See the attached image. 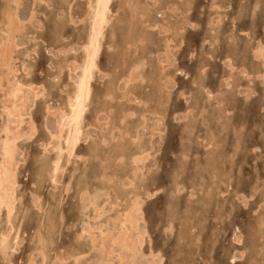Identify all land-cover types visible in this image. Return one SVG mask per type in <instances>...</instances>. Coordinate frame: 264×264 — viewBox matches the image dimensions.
I'll list each match as a JSON object with an SVG mask.
<instances>
[{"label":"rangeland","instance_id":"374dc122","mask_svg":"<svg viewBox=\"0 0 264 264\" xmlns=\"http://www.w3.org/2000/svg\"><path fill=\"white\" fill-rule=\"evenodd\" d=\"M13 1L0 0V149L5 129L24 133L14 211L0 208V264H264V0H112L71 155L62 143L68 129L64 152L54 134L86 59L94 0ZM18 86L28 101L16 124L3 105Z\"/></svg>","mask_w":264,"mask_h":264},{"label":"bare ground","instance_id":"6f19581e","mask_svg":"<svg viewBox=\"0 0 264 264\" xmlns=\"http://www.w3.org/2000/svg\"><path fill=\"white\" fill-rule=\"evenodd\" d=\"M13 1V0H12ZM64 1V0H63ZM125 1V0H124ZM128 1V0H127ZM137 1V0H136ZM154 1V0H153ZM190 1V0H189ZM188 1V2H189ZM13 2H15V0L13 1ZM21 2V1H20ZM88 2V1H87ZM111 2H112V0H94L93 1V3L91 4V2H90V8H87V9H92V14L89 12V14H88V16L89 15H91V20H90V33H88L89 34V37H88V40L86 41L87 43H85V51H86V54H84L85 55V57L84 58H86L84 61H83V65L81 66L80 65V67H79V69H80V72H79V75H77V73H75V72H73V73H75V75L77 76V77H73V78H76L75 79V83H76V86H75V91H74V94L72 95V97L70 98V101H68L69 102V112L68 113H64V111H61V114L62 113H64L63 115H61L60 117H61V119L59 118V120L58 121H60L59 123H58V130H57V133L56 134H54V136L55 135H57V138L59 139V140H57L58 141V143H57V148L58 149H60V150H62V148H61V144L62 143H66L67 144V151H68V153H69V155H71L74 151H75V149H76V147H77V145H78V143H79V141H80V137L83 135V133H82V119H83V116H84V114H85V111H86V108H87V105H88V100H89V97H90V94H91V87H92V81H93V77H94V72L96 71V68H97V59H98V57H100L99 56V53H100V49H101V42H102V37H103V34H104V31H105V29H106V26H107V24H108V16L110 15V4H111ZM118 2V1H117ZM162 2V1H161ZM72 3V2H71ZM124 3V2H123ZM130 3V2H129ZM12 4V3H11ZM20 3H18V5H19ZM70 4V3H69ZM120 4V3H119ZM133 4V3H132ZM136 4V3H135ZM10 5V4H9ZM8 5V6H9ZM15 4H13V7H15L14 6ZM132 6V5H131ZM186 6V5H185ZM11 7V6H10ZM17 7V6H16ZM18 7H20V6H18ZM87 7H88V5H87ZM137 7V6H136ZM145 7V6H144ZM188 7V6H187ZM135 8V7H134ZM133 8V9H134ZM141 8V7H140ZM86 9V8H85ZM130 9H131V7H130ZM12 10V9H11ZM115 10V9H114ZM138 10V9H137ZM148 10V9H147ZM146 10V11H147ZM10 11V10H9ZM17 11V10H16ZM85 11V10H84ZM87 11V10H86ZM140 9H139V13H140ZM142 12H145V11H142ZM148 12V11H147ZM10 13H12V12H10ZM135 13H137V12H135ZM139 13H137L138 15H139ZM169 13V12H168ZM9 14V13H8ZM83 14V13H82ZM143 14V13H142ZM141 14V15H142ZM145 14V13H144ZM153 14V13H152ZM171 14V13H170ZM12 15V14H11ZM86 16V15H85ZM140 16V15H139ZM138 16V17H139ZM143 16V15H142ZM146 16V15H145ZM9 17H11V16H9ZM13 17V16H12ZM18 17V16H17ZM31 17V16H30ZM84 17V16H83ZM14 18V17H13ZM85 18V17H84ZM84 18L82 19L83 21H84ZM90 18V17H89ZM117 18V17H116ZM143 18H145L144 16H143ZM148 18V17H147ZM154 18V17H153ZM88 19V18H87ZM86 19V20H87ZM112 19V18H111ZM128 19V18H127ZM129 19H132V17L131 18H129ZM8 21H9V19H7ZM11 20V19H10ZM73 20V19H72ZM134 20H135V18H134ZM13 21V20H12ZM15 21H16V17H15ZM19 21H20V19H19ZM137 21V20H136ZM139 21H140V19H139ZM146 21H149V20H146ZM80 22H81V20H80ZM88 22V21H87ZM20 23V22H19ZM22 23V22H21ZM86 23V22H85ZM134 23V22H133ZM135 23H138V22H135ZM141 23V22H140ZM144 23H145V21H144ZM147 23V22H146ZM150 23V22H149ZM148 23V24H149ZM151 23H152V21H151ZM156 23V22H155ZM170 23V22H169ZM8 24V23H7ZM25 23L23 22V25H24ZM87 24V23H86ZM131 24V23H130ZM139 24V23H138ZM143 24V23H142ZM156 24H158V23H156ZM171 24V23H170ZM11 25V24H10ZM14 25V24H13ZM21 25V24H20ZM134 25V24H133ZM144 25V24H143ZM152 25V24H151ZM167 25V24H166ZM4 26V25H3ZM108 26H109V24H108ZM140 26V25H139ZM145 26V25H144ZM154 26H157V25H154ZM153 25H152V28L154 27ZM168 26H169V24H168ZM168 26H166V27H168ZM1 27V26H0ZM5 27V26H4ZM58 27V26H57ZM89 27H87V28H89ZM129 27H131V25L129 26ZM133 27V26H132ZM135 28L137 27V25L136 26H134ZM5 28H7V27H5ZM15 28H16V25H15ZM20 28V27H19ZM60 28V27H59ZM142 28L143 27H140V29L142 30ZM3 29V28H2ZM24 29V28H23ZM148 29V28H147ZM169 29V28H168ZM180 29V28H179ZM130 30H134V29H130ZM130 30H128L129 31V33H130ZM150 30V29H149ZM157 30V29H156ZM167 30V29H166ZM1 31V30H0ZM19 31V30H18ZM20 31H22L21 29H20ZM19 31V32H20ZM85 31H87L88 32V29L87 30H85ZM106 31H107V29H106ZM144 31V30H143ZM142 31V32H143ZM147 32V31H146ZM155 32V31H154ZM171 32V31H170ZM9 33V32H8ZM12 33V32H11ZM11 33H10V35H11ZM133 33V32H132ZM136 33V32H135ZM140 33V32H139ZM167 33V32H166ZM2 34H4L3 32H2ZM105 34H106V32H105ZM131 34V33H130ZM129 34V35H130ZM138 34V33H137ZM141 34V33H140ZM168 34V33H167ZM5 35H7L8 36V34H6L5 33ZM15 35V34H14ZM14 35H13V38H14ZM19 34H17V36H18ZM128 35V34H127ZM135 34H133V36H134ZM139 35V34H138ZM153 35V34H152ZM170 35V34H169ZM131 36V35H130ZM107 36H105V38H106ZM122 37V36H121ZM136 37H137V35H136ZM144 37H145V35H144ZM104 38V39H105ZM7 39H10V37L8 36V38ZM16 39V38H15ZM14 39V40H15ZM165 39V38H164ZM11 40V39H10ZM9 40V41H10ZM17 40V39H16ZM15 40V41H16ZM64 40V39H63ZM136 40V39H135ZM151 40V39H150ZM3 41V43H4V40H2ZM81 41V40H80ZM104 41V40H103ZM138 41H142V39L140 40H138ZM147 41V40H146ZM8 42V41H7ZM83 42V41H82ZM133 42V41H132ZM131 42V43H132ZM169 42V41H168ZM0 43H1V40H0ZM9 43V42H8ZM11 43V42H10ZM14 43V42H13ZM130 43V44H131ZM139 43V42H138ZM149 43H151V42H149ZM135 44H136V41H135ZM144 44V43H143ZM168 44V43H167ZM170 44L171 43H169V45L168 46H170ZM1 45V44H0ZM7 45V44H6ZM11 45V44H10ZM139 45H140V43H139ZM9 46V45H8ZM73 46V45H72ZM132 46H133V44H132ZM262 46V45H261ZM260 46V47H261ZM3 47V46H2ZM13 47V46H12ZM74 47H76V46H74ZM81 47H84V45H82ZM143 47V46H142ZM262 47H264V46H262ZM9 48V47H8ZM10 48H11V46H10ZM10 48H9V50H10ZM20 48V47H19ZM136 48V47H135ZM170 48H172V47H170ZM12 49V48H11ZM15 49V48H14ZM68 49H70V47L69 48H67V50ZM113 49V48H112ZM131 49V48H130ZM259 49V48H258ZM70 50H72V49H70ZM70 50H69V52H70ZM118 50V49H117ZM261 50H264V49H261ZM62 51V50H61ZM75 51V50H74ZM80 51H81V49H80ZM256 51V50H255ZM59 52H60V50H59ZM63 52V51H62ZM79 52V51H78ZM110 52V51H109ZM131 52V51H130ZM140 52H141V50H140ZM257 52V51H256ZM12 53V52H11ZM61 53V52H60ZM72 53V52H71ZM74 53V52H73ZM119 53V52H118ZM8 55H9V53H7ZM6 54V55H7ZM63 55H66L65 53H62ZM75 55H76V53H74ZM79 54V53H78ZM123 54V53H122ZM136 54H138L137 52H136ZM143 54V53H142ZM149 54V53H148ZM147 54V55H148ZM7 55V56H8ZM62 55V56H63ZM82 55H83V51H82ZM128 55V54H127ZM126 55V56H127ZM139 55H141V54H139ZM144 55H145V53H144ZM151 55V54H150ZM0 56H1V49H0ZM122 56V55H121ZM125 56V55H124ZM146 56V55H145ZM37 57V56H36ZM141 57V56H140ZM256 57H258L257 55H256ZM11 58H12V56H11ZM126 58V57H125ZM7 59H10V58H7ZM57 59V58H56ZM139 59V58H138ZM264 59V58H263ZM262 59V60H263ZM73 59H71V60H69V61H72ZM126 60V59H125ZM147 60V59H146ZM10 61V60H9ZM73 61H76V60H73ZM77 62V61H76ZM76 62H72V63H76ZM148 62V61H147ZM151 62V61H150ZM78 63V62H77ZM141 63V62H140ZM149 63V62H148ZM12 64V63H11ZM26 64V63H25ZM69 64H71V63H69ZM150 64V63H149ZM148 64V65H149ZM163 64V63H162ZM262 64V63H261ZM7 65H9L8 63H7ZM73 65V64H72ZM79 65V64H78ZM77 65V66H78ZM135 65H137V64H135ZM134 65V66H135ZM147 65V64H146ZM157 65V64H156ZM205 65V64H204ZM232 65V64H231ZM12 66H13V64H12ZM12 66H11V68H12ZM130 68H131V66L130 65H128ZM154 66V65H153ZM159 66V65H158ZM263 66V65H262ZM9 67H10V65H9ZM29 67V66H28ZM71 67V66H70ZM76 67V66H75ZM75 67H72L73 69L75 68ZM138 67V66H137ZM152 67V66H151ZM8 68V67H7ZM22 68V67H21ZM136 68V67H135ZM8 69H10V68H8ZM68 69V68H67ZM16 70V69H15ZM26 70H30V69H27L26 68ZM69 70V69H68ZM75 70V69H74ZM124 70V69H123ZM135 70V69H134ZM138 70V69H137ZM143 70V69H142ZM162 70H164V69H162ZM264 70V69H263ZM9 71V70H8ZM153 71V70H152ZM152 71H151V73H152ZM1 72V71H0ZM7 72V71H6ZM12 72V71H11ZM27 72V71H26ZM60 72H62V69H61V71ZM72 72V70L70 71V73ZM98 72V71H97ZM130 73H132V70L131 71H129ZM138 72V71H137ZM137 72H136V75H137ZM157 72V71H156ZM155 71H154V73H156ZM163 72V71H162ZM16 73V72H15ZM20 73V72H19ZM69 73V74H70ZM99 73V72H98ZM128 73V72H127ZM129 73V74H130ZM260 73V72H259ZM12 74V73H11ZM11 74H9V78H10V75ZM18 74V73H17ZM96 74V73H95ZM128 74V75H129ZM157 74V73H156ZM163 74H164V72H163ZM6 75V74H5ZM27 75H30V72L27 74ZM134 75V77H139L138 75L136 76L135 74H133ZM263 75V74H262ZM73 76V75H72ZM163 76V75H162ZM259 76H261V75H259ZM8 76H6V78H7ZM11 77H13V75L11 76ZM109 77V76H108ZM111 77V76H110ZM133 77V76H132ZM158 77V76H157ZM156 77V78H157ZM160 77V76H159ZM264 77V76H263ZM125 78H126V76H125ZM165 78V77H164ZM168 78V77H167ZM4 79V78H3ZM12 80H13V78H11ZM59 79V78H58ZM69 79V78H68ZM71 79V78H70ZM114 79V78H113ZM118 79V78H117ZM119 79H121V78H119ZM133 79V78H132ZM159 79V78H158ZM263 79V78H262ZM5 80H7V79H5ZM12 80H11V82H12ZM15 80V79H14ZM24 80H25V78H24ZM57 80V79H56ZM56 80H54V81H56ZM126 80V79H125ZM135 80H137V79H135ZM134 80V81H135ZM143 80V79H142ZM30 81V80H29ZM69 81V80H68ZM100 81V80H99ZM111 81H112V79H111ZM115 81V80H114ZM117 81V80H116ZM116 81L114 82V83H116ZM131 81V80H130ZM141 81V80H140ZM132 82V81H131ZM16 83V82H15ZM14 83V84H15ZM72 83H74L73 81H72ZM110 83V82H109ZM127 83V82H126ZM160 83V82H159ZM163 83V82H162ZM17 84V83H16ZM15 84V85H16ZM21 84V83H20ZM28 84V83H27ZM129 84V83H128ZM164 84V83H163ZM19 85V84H18ZM109 85V84H108ZM114 85V84H113ZM13 86V85H12ZM22 86V85H21ZM34 86L35 85H33V88H34ZM41 86V85H40ZM71 86V85H70ZM116 86V85H115ZM129 86V85H128ZM131 86V85H130ZM158 86V85H157ZM160 86V85H159ZM164 86V85H163ZM162 86V87H163ZM26 87V86H25ZM24 87V88H25ZM32 87V86H31ZM66 88H67V86H65ZM73 87V86H72ZM111 87V86H110ZM161 87V86H160ZM161 87V88H162ZM164 87H167L166 85L164 86ZM230 87V86H229ZM5 88H6V86H5ZM4 88V89H5ZM10 88V87H9ZM35 88H37V86H35ZM65 88V89H66ZM41 89V88H40ZM39 89V90H40ZM42 89H43V91H45L44 89L45 88H43V85H42ZM113 89H114V87H113ZM112 89V90H113ZM115 89H117L116 87H115ZM114 89V90H115ZM3 90V89H2ZM22 90H24L23 88H21V87H16V88H14L13 90H11V91H9V93H8V97L9 98H12V102H11V105H8L7 103L5 104V105H3V110L5 111V112H8L9 113V115L13 118V123H16V120H18V118H20V116H21V113H22V111H23V109H24V107H26L25 105L27 104V102L26 101H28L27 99H26V96H27V93H25V91H23L22 92ZM32 90V89H31ZM118 90V89H117ZM128 90V89H127ZM163 90V89H162ZM161 90V91H162ZM166 90H168V89H166ZM5 91H6V89H5ZM4 91V92H5ZM41 91V90H40ZM67 91H70V90H67ZM116 91V90H115ZM114 91V92H115ZM119 91H121L120 89H119ZM119 91H116L115 93H117V92H119ZM165 91V90H164ZM30 92V91H29ZM71 92V91H70ZM107 92H109V91H107ZM38 93L39 92H34V94H32V97L33 96H38ZM69 93V92H68ZM110 93V92H109ZM125 93V92H124ZM124 93H120V94H124ZM127 93V92H126ZM6 94V93H5ZM106 94V93H105ZM108 94V93H107ZM111 94V93H110ZM166 95H167V93H165ZM7 95V94H6ZM6 95H5V97H6ZM113 95V94H112ZM125 95V94H124ZM245 95V94H244ZM42 96H43V94H42ZM41 96V97H42ZM110 96V95H109ZM170 96V95H169ZM168 96V97H169ZM224 96V95H223ZM106 97V96H105ZM119 97V96H118ZM135 97V96H134ZM7 98V97H6ZM35 98V97H34ZM123 98V97H122ZM2 99V98H1ZM35 99H37V98H35ZM106 99V98H105ZM110 99H111V97H110ZM113 99V98H112ZM159 99V98H158ZM39 100V99H38ZM43 100V99H42ZM114 100H116V99H114ZM157 99H155V102H157L156 101ZM160 100H161V98H160ZM159 100V101H160ZM30 101H31V99H30ZM106 101H107V99H106ZM112 101V100H111ZM136 101V100H135ZM141 101V100H140ZM32 102V101H31ZM33 102H34V99H33ZM64 102H65V99H64ZM108 102V101H107ZM144 102V101H143ZM35 103V102H34ZM89 103H90V101H89ZM146 103H148V102H146ZM4 104V103H3ZM157 104V103H156ZM224 104V103H223ZM222 104V105H223ZM67 105V106H68ZM107 105V104H106ZM105 105V106H106ZM114 105V104H113ZM138 105V104H137ZM159 105V104H158ZM28 106V105H27ZM64 106V105H63ZM66 106V107H67ZM115 107V106H114ZM118 107V106H117ZM166 107V106H165ZM122 108V107H121ZM26 110V109H25ZM46 110V109H45ZM48 110V109H47ZM60 110H62L61 108H60ZM121 110V109H120ZM56 111V110H55ZM112 111V110H111ZM118 111V110H117ZM131 111V110H130ZM137 111V110H136ZM157 111V110H156ZM158 111H160L159 109H158ZM120 112V111H119ZM24 113V112H23ZM46 113V112H45ZM135 113V112H134ZM55 114V113H54ZM141 114V113H140ZM8 115V116H9ZM23 116V115H22ZM25 116V115H24ZM23 116V117H24ZM56 116V115H55ZM99 116V115H98ZM120 116H122V115H120ZM127 118V117H126ZM22 119V118H21ZM118 119V118H117ZM128 119V118H127ZM20 120V119H19ZM19 120L17 121L18 122V124L20 123L19 122ZM126 120V119H125ZM11 121V120H10ZM141 121V120H140ZM97 122V121H96ZM99 122V121H98ZM107 122V121H106ZM110 122V121H109ZM8 123V122H7ZM12 123V124H13ZM121 123L124 125V123L126 124V122L124 121V123L121 121ZM163 123V122H162ZM9 125L8 126H11V124L10 123H8ZM17 124V123H16ZM29 124V123H28ZM57 124V123H56ZM141 124V123H140ZM139 124V125H140ZM24 126V125H23ZM104 126H106V125H104ZM6 127V126H5ZM14 127H15V124H14ZM122 127V126H121ZM124 128H125V125L123 126ZM21 128V127H20ZM65 128L66 129H68V132H67V135H66V137H65V142H62V143H60L62 140V137H63V133H64V131H65ZM87 128V127H86ZM103 128V127H102ZM123 128V129H124ZM164 128V127H163ZM24 129V128H23ZM54 129V128H53ZM127 129V128H126ZM125 129V130H126ZM129 129V128H128ZM133 129V128H132ZM15 129H5V133H6V137H5V139H3V141H2V139H1V142H2V157H3V162L1 163L0 162V208L1 207H3V205L5 204V206H7V207H5V210H7V208L9 209V212L8 211H6L7 213H12L14 210V206H13V200H12V198H11V192H12V189H13V187H14V185H15V174L13 173V171H12V169L14 168V166H15V164H19V162L18 163H16V158H15V153L17 154V152H15V150H16V141L18 140V142H19V139L23 136V133L24 132H18V130H17V132H15L14 131ZM50 130V129H49ZM86 130V129H85ZM84 130V131H85ZM102 130V129H101ZM131 130V129H130ZM134 130H137V129H135L134 128ZM25 131V130H24ZM1 132H2V130H1ZM46 132V131H45ZM54 132H56L55 130H54ZM53 132V133H54ZM66 132V131H65ZM106 132V131H105ZM109 132V131H108ZM119 132V131H118ZM125 131L123 130V133H124ZM26 133V132H25ZM29 133H30V135H33L34 133H35V128H34V126L33 125H31V127H30V129H29ZM1 134V133H0ZM28 134V133H27ZM48 134H49V132H48ZM64 134H66V133H64ZM82 134V135H81ZM112 134V133H111ZM118 134V133H117ZM134 134H135V132H134ZM5 135V134H4ZM26 135V134H25ZM114 135V134H113ZM112 135V136H113ZM128 135V134H127ZM130 135H132L131 134V132H130ZM137 135V134H136ZM85 136V135H84ZM111 136V137H112ZM116 136V135H115ZM33 137V136H32ZM56 137V136H55ZM54 137V139H56ZM118 137V136H117ZM121 137V136H120ZM126 137V136H125ZM129 136H127V138H128ZM135 137V136H134ZM29 138V137H28ZM83 138V137H82ZM81 138V139H82ZM127 138H126V140H127ZM131 138H133V135H132V137ZM25 139H26V137H25ZM50 139V138H49ZM86 139H87V137H86ZM120 141H121V139L120 138H118ZM135 139V138H134ZM139 139V138H138ZM61 140V141H60ZM112 141H114L113 139H111ZM123 140V139H122ZM136 140V139H135ZM27 141H28V139H27ZM52 141V140H51ZM56 141V142H57ZM100 141V140H99ZM116 141V140H115ZM53 142H55V141H53ZM52 142V143H53ZM95 142V141H94ZM97 142V141H96ZM136 142V141H135ZM86 143V142H85ZM125 143V142H124ZM124 143H122V144H124ZM212 143V142H211ZM44 144V143H43ZM49 144V143H48ZM55 144V143H54ZM65 144V145H66ZM110 144V143H109ZM114 144V143H113ZM56 145V144H55ZM95 145V144H94ZM99 145V144H98ZM103 146L102 147H104L105 145L104 144H102ZM53 146V145H52ZM48 147H50L49 145H48ZM63 147V146H62ZM47 148V147H46ZM65 148H66V146H65ZM118 148H121V147H118ZM123 148V147H122ZM131 148V147H130ZM1 149H0V151H1ZM128 149V148H127ZM138 149V148H137ZM54 150V149H53ZM65 150V149H64ZM139 150V149H138ZM18 151H19V149H18ZM47 151H49V150H47ZM63 151V150H62ZM44 152H46L45 150H44ZM57 152V151H56ZM55 152V153H56ZM64 152V151H63ZM107 152H109V151H107ZM112 152V151H111ZM110 152V153H111ZM131 152V151H130ZM1 153V152H0ZM48 153V152H47ZM52 153V152H51ZM146 153V152H145ZM145 153H144V155H145ZM43 154V153H42ZM57 154V153H56ZM94 155H95V153H93ZM101 154V153H100ZM104 154V153H103ZM111 154H113V153H111ZM139 154V153H138ZM142 154V153H141ZM140 154V155H141ZM105 155V154H104ZM104 155H103V157H104ZM118 155H120V153L118 154ZM126 155H127V152H126ZM134 155V154H133ZM143 156V155H142ZM142 156H140V158L142 157ZM68 157V156H67ZM72 157V156H71ZM110 156H108L107 158H109ZM112 157V156H111ZM123 157V156H122ZM137 157V156H136ZM135 157V158H136ZM69 158V157H68ZM127 158V157H126ZM131 158V157H130ZM53 159V158H52ZM112 159V158H111ZM119 159V158H118ZM134 159V158H133ZM147 159V158H146ZM44 160V159H43ZM55 171H57L58 169H59V165H61L60 163V160H59V158L58 159H56V156H55ZM139 160V159H138ZM68 161V160H67ZM99 161V160H98ZM106 161V160H105ZM123 161H126V160H124L123 159ZM137 161V160H136ZM135 161V162H136ZM140 161V160H139ZM53 162V161H52ZM111 162V161H110ZM109 162V163H110ZM114 162V161H113ZM112 162V163H113ZM118 162H119V160H118ZM121 162H122V160H121ZM69 163V162H68ZM106 163H108V162H106ZM112 163H110V164H112ZM120 163V162H119ZM140 163V162H139ZM50 164V163H49ZM102 164V163H101ZM123 164V163H122ZM121 164V165H122ZM105 165V164H104ZM46 166V165H45ZM54 166H53V168H54ZM65 166V165H64ZM110 167H111V165H109ZM108 166V168H110ZM126 166V165H125ZM131 166V165H130ZM138 166V165H137ZM106 167V166H105ZM143 167V166H142ZM102 168H104V166L102 167ZM108 168H106V169H104V170H107ZM112 168H113V166H112ZM111 168V169H112ZM18 169V168H17ZM61 169V168H60ZM64 169H65V167H64ZM111 169H108V172H109V170H111ZM114 169V168H113ZM112 169V172L114 171L115 172V170H113ZM104 170H103V172H104ZM135 170V169H134ZM139 170V169H138ZM145 170V169H144ZM41 171V170H40ZM136 171H137V169H136ZM143 171V170H142ZM16 172V171H15ZM48 171H46V173H47ZM59 172H62V173H64V171H62V170H60ZM113 172V174H115ZM132 172H133V170H132ZM139 172V171H138ZM54 173V172H53ZM57 173V172H56ZM103 174H105V173H103ZM131 174H133V173H131ZM40 175V174H39ZM55 175V174H54ZM53 175V177H55ZM59 173H58V177H59ZM61 175H63V174H61ZM41 176V175H40ZM44 176V175H43ZM50 176H52V175H50ZM132 176V175H131ZM139 176V175H138ZM144 176V175H143ZM222 176V175H221ZM16 177H17V174H16ZM46 177V176H45ZM52 177V178H53ZM57 177V176H56ZM104 178H105V175L103 176ZM107 177H110L109 179H111V176H107ZM106 177V178H107ZM118 177V176H117ZM134 177V176H133ZM225 177V176H224ZM51 178V177H50ZM105 178V179H106ZM113 178V177H112ZM41 179V178H40ZM55 179V178H54ZM59 179V178H58ZM65 179V178H64ZM137 179V178H136ZM16 180H17V178H16ZM57 180V179H56ZM101 180V179H100ZM134 180V179H133ZM58 181V180H57ZM102 181V180H101ZM115 181V180H114ZM56 182V181H55ZM135 182H136V180H135ZM135 182H134V184H135ZM212 182V181H211ZM16 183H17V181H16ZM54 184V183H53ZM52 184V185H53ZM130 184H133L132 182L130 183ZM65 186H67V185H65ZM108 186V185H107ZM106 186V187H107ZM129 186V185H128ZM132 186V185H131ZM134 186V185H133ZM136 187V186H135ZM16 188V187H15ZM72 188V187H71ZM140 188V187H139ZM229 188V187H228ZM16 190V189H15ZM109 190V189H108ZM134 190V189H133ZM98 191V190H97ZM127 191V190H126ZM125 191V192H126ZM14 193V192H13ZM89 193V192H88ZM122 193V192H121ZM179 193V192H178ZM14 194H16V193H14ZM83 194V193H82ZM82 194H81V196H82ZM149 194V193H148ZM85 195V194H84ZM88 195V194H87ZM130 195V194H129ZM15 196V195H14ZM98 196V195H97ZM100 196V195H99ZM54 197V196H53ZM83 197V196H82ZM88 197V196H87ZM130 197V196H129ZM138 197V196H137ZM148 197V196H147ZM84 198V197H83ZM81 199L82 201L84 200V199ZM95 198V197H94ZM97 198V197H96ZM102 198V197H101ZM140 198V197H139ZM138 198V199H139ZM39 199V198H38ZM16 200V199H15ZM14 200V201H15ZM130 200V199H129ZM134 200L132 199V201H131V203L133 202ZM137 201V200H136ZM140 201H141V199H140ZM140 201L139 202H137V203H140ZM143 201V200H142ZM85 202H87V201H85ZM110 202V201H109ZM82 203H84V202H82ZM89 203V202H88ZM92 203V202H91ZM91 203L89 204V206L91 205ZM94 203V202H93ZM99 203V202H98ZM130 203V204H131ZM134 204L136 203V202H133ZM136 203V204H137ZM141 203H143V202H141ZM100 204V203H99ZM120 204V202L118 203V205ZM103 205V204H102ZM88 206V205H87ZM132 206H133V204H132ZM108 207V206H107ZM135 207H136V205H135ZM138 207H140L139 206V204H138ZM137 207V208H138ZM88 208V207H87ZM93 208V207H92ZM96 208V207H95ZM100 208V207H99ZM102 208V207H101ZM126 208V207H125ZM130 208H133V207H131V205H130ZM89 209V208H88ZM87 209V210H88ZM2 210L3 209H1V211H0V213L2 212ZM86 209L84 208V211H85ZM86 210V211H87ZM96 210V209H95ZM103 210V209H102ZM132 210V209H131ZM97 211H98V209H97ZM104 211H106V210H104ZM124 211V210H123ZM123 211H121V213L123 212ZM128 211V210H127ZM133 211V210H132ZM140 211H141V209H140ZM140 211H138V212H140ZM93 212V211H92ZM95 212V211H94ZM100 212V211H99ZM126 211H124V213H125ZM134 212V211H133ZM85 213V212H84ZM88 213V212H87ZM131 213V212H130ZM130 213H128V214H130ZM141 213V212H140ZM93 214H95V213H93ZM105 214V213H104ZM127 214V213H126ZM137 213H134V217H136V216H138V215H136ZM139 214V213H138ZM85 215V214H84ZM94 216V215H93ZM111 216V215H110ZM122 216V215H121ZM8 217V216H7ZM12 217V216H11ZM22 217H23V215H22ZM21 217V219H23ZM122 217H124V214H123V216ZM129 217V216H128ZM130 217H132V216H130ZM17 218V217H16ZM126 218V217H125ZM9 219H10V216H9ZM9 219H7V221L9 220ZM12 219V218H11ZM51 219V218H50ZM124 219V218H123ZM128 219V218H127ZM136 219V218H135ZM17 220V219H16ZM15 220V221H16ZM138 219H136V221H137ZM19 222H21V221H19ZM18 222V223H19ZM85 222V221H84ZM117 222V221H116ZM115 222V223H116ZM126 222V221H125ZM134 223H135V221H133ZM137 222H139V221H137ZM10 223V220H9V222H7V224H9ZM16 223V222H15ZM13 224V225H16V224ZM107 223V222H106ZM122 223H124V222H122ZM85 224H86V222H85ZM88 224V223H87ZM86 224V225H87ZM90 224V223H89ZM114 224V223H113ZM118 224V223H117ZM138 224V223H137ZM170 224V223H169ZM168 224V225H169ZM9 225H11V223L9 224ZM84 225V224H83ZM128 225V224H127ZM126 225V226H127ZM130 225H132V224H130ZM12 226V225H11ZM120 226V225H119ZM125 226V227H126ZM129 226V225H128ZM138 226V225H137ZM16 227V226H15ZM136 227V226H135ZM135 227H133V228H135ZM261 227V226H260ZM13 228V231L15 230V228H14V226L12 227ZM85 228V227H84ZM111 228V227H110ZM7 229H8V227H7ZM6 229V230H7ZM91 229V228H90ZM89 229V230H90ZM126 229H127V227H126ZM17 231H18V229H16ZM83 230V229H82ZM96 230V229H95ZM100 230H101V228H100ZM123 230V229H122ZM121 230V231H122ZM131 230V229H130ZM13 231H11V232H13ZM16 231V232H17ZM118 231V230H117ZM124 231V230H123ZM123 231H122V233H123ZM5 232V231H4ZM40 232V231H39ZM95 232V231H94ZM115 232V231H114ZM119 232V231H118ZM125 232V231H124ZM132 232V231H131ZM133 232H135V230L133 231ZM49 233H51V232H49ZM86 233H88V231H86ZM90 233V232H89ZM126 233H129V232H127L126 231ZM139 234H140V231L138 232ZM9 233H7L6 234V236L8 235ZM13 234V233H12ZM15 234V233H14ZM13 234V235H14ZM18 234V233H17ZM38 234V233H37ZM82 234V233H81ZM85 234V233H84ZM115 234V233H114ZM118 234V233H117ZM132 234V233H131ZM136 234V233H135ZM134 234V235H135ZM144 234H146V233H144ZM12 235V236H13ZM42 235V234H41ZM44 235V234H43ZM47 235H48V233H47ZM89 235V234H88ZM120 235V234H119ZM133 235V234H132ZM12 236L10 237V239H12ZM20 236V235H19ZM38 236L40 237V235L38 234ZM104 236V235H103ZM122 236H123V234H122ZM122 236H120V237H118V235H117V237H118V240H116V241H120V243L121 242H125V240L124 239H122L121 237ZM127 236V235H126ZM126 236H124L125 237V239L127 238ZM129 236V235H128ZM88 237V239L90 238L89 236H87ZM92 237V236H91ZM109 237H110V235H109ZM114 237V236H113ZM115 237H116V235H115ZM116 237V238H117ZM123 237V238H124ZM134 237V236H133ZM1 238H2V236H1ZM7 238H9L8 236H7ZM46 238V237H45ZM135 239H136V235H135V237H134ZM3 239V238H2ZM115 239V238H114ZM15 240H16V237H15ZM40 240V239H39ZM44 240V239H43ZM42 240V241H43ZM110 240V239H109ZM127 240L129 241V243H131V238L130 239H128L127 238ZM45 241V240H44ZM93 241V240H92ZM107 241V240H106ZM127 241V242H128ZM144 241V240H143ZM2 242V241H1ZM112 242H113V239H112ZM115 242V241H114ZM13 243V242H12ZM45 243H46V241H45ZM107 243H108V241H107ZM110 243V242H109ZM118 243V242H117ZM3 244V243H2ZM16 244H19V243H16L15 242V244H13V246H12V244H11V247L10 248H14V245H16ZM114 244V243H113ZM132 244V243H131ZM134 244V243H133ZM136 245H138V243H135ZM111 245H112V243H111ZM117 245V244H116ZM120 246H122L121 244H119ZM125 245V244H124ZM140 245V244H139ZM4 246H5V242H4ZM17 246V245H16ZM0 247H1V243H0ZM3 247V246H2ZM8 247V248H9ZM95 247V246H94ZM112 247V246H111ZM115 247V246H114ZM117 247H119V246H117ZM123 248H124V246H122ZM129 247V246H128ZM127 247V248H128ZM139 248H140V246H138ZM142 247H143V245H142ZM8 248H6V249H8ZM108 248H110V247H108ZM120 248V247H119ZM136 248V247H135ZM3 249V248H2ZM12 250H14V249H12ZM108 250V249H107ZM104 251V250H103ZM109 251V250H108ZM112 251H113V249H112ZM130 251V250H129ZM11 252V251H10ZM7 253H9L8 251H7ZM39 253V252H38ZM41 253V252H40ZM112 253V252H111ZM105 254V253H104ZM6 255V254H5ZM5 255H3V256H5ZM2 256V255H1ZM6 257V256H5ZM12 257V256H11ZM45 257V256H44ZM70 257V256H69ZM4 259H6V258H4ZM59 260V259H58ZM4 261V260H3ZM42 261V260H41ZM44 261V260H43ZM42 261V262H43ZM1 262V261H0ZM32 261H30V263H31ZM31 264H33V263H31ZM39 264V263H38ZM42 264V263H41ZM108 264V263H107ZM120 264V263H119Z\"/></svg>","mask_w":264,"mask_h":264}]
</instances>
